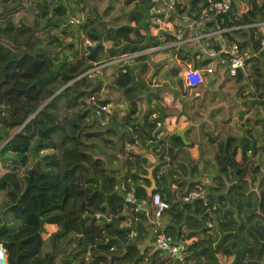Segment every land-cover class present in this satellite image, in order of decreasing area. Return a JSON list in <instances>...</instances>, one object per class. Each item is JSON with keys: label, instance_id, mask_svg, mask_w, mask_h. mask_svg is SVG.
<instances>
[{"label": "trees", "instance_id": "trees-1", "mask_svg": "<svg viewBox=\"0 0 264 264\" xmlns=\"http://www.w3.org/2000/svg\"><path fill=\"white\" fill-rule=\"evenodd\" d=\"M119 1L0 0V244L7 264H264L263 37L255 28H239L264 21V0H233L227 12L210 11L208 0H174L168 16L184 36H196L201 22V35L232 28L219 41L200 39L206 50H220L221 41L249 52L244 68L235 75L225 72L222 80L227 87L249 81L254 89L242 102L249 106L238 113L240 125L226 135L204 133L214 161L200 163L207 171L216 164L212 182L192 159L179 161L193 145H185L178 131L165 128L158 136L163 128L155 127L151 115L158 113L162 122L167 117L164 93L135 80L150 71L157 75L158 67L153 71L145 63L155 53L125 65L124 72L116 70L114 86L106 87L116 86L127 107L113 105L108 125H101L105 113H97V105L110 99L97 98L101 85L82 75L99 64L102 53L109 59L173 38L157 31L150 0H124L120 10ZM72 17L78 23L69 22ZM66 37L72 57L49 56L41 48L57 39L67 47ZM87 41L93 51L84 50ZM193 50L175 53L199 67L204 62ZM172 67L166 74L176 76L181 65ZM178 84L184 88L181 80ZM244 85L237 92L243 99ZM147 99L155 101L153 108L139 116ZM104 147L117 154L125 150L122 170ZM37 156L42 160L35 170L25 173ZM148 168L155 181L151 196ZM198 183L204 197L183 202ZM156 195L169 225L152 222ZM47 225L56 230L49 234ZM155 230L183 245L178 258L154 248Z\"/></svg>", "mask_w": 264, "mask_h": 264}, {"label": "rangeland", "instance_id": "rangeland-1", "mask_svg": "<svg viewBox=\"0 0 264 264\" xmlns=\"http://www.w3.org/2000/svg\"><path fill=\"white\" fill-rule=\"evenodd\" d=\"M124 0H120L118 3H116V9H119L120 6H122L121 4L123 3ZM120 3V4H119ZM98 4H93V7H97ZM120 10V9H119ZM118 10V11H119ZM117 11V12H118ZM70 37H66L65 38V45L67 47H65L62 43L63 41L61 39H57L55 41H53L50 44H47L46 41H44L41 44V48H43L46 52V54H48L49 56H52L53 53H62L63 55H69V57H72V53L73 51L71 49H69L68 47V42L70 41ZM90 41H87L86 43L89 45ZM74 47V46H73ZM76 48H79V51L81 50V45H75ZM85 47V45H84ZM105 47L108 49L109 47H111L110 43L105 44ZM40 49V48H39ZM88 47L84 48V50H87ZM196 48H194L195 50ZM94 50V49H93ZM189 50H193V47L191 45L186 47V51ZM169 52L167 54H162V52L155 54L154 56H152L150 58V60L148 61L150 67V70L157 68L158 72L156 75V79L153 82V75L152 72H147L145 75L141 76L139 75V80H143L145 81V83L148 84V87L150 90L153 91H157V90H162L164 92V89H169L171 92H167L168 94V101H171L173 104L176 102V95L174 92L178 91L179 95H180V99L178 104L180 105V108L182 109V112H184V114L188 117V116H194L192 111L196 110V113L198 114V117L196 119H190L191 120V126H190V130L191 132L187 133V139L189 143H192V145L196 146V147H201L204 148L207 144V137H206V132H213V133H220L221 131H219L218 129V124L221 121H225V115H230V104L228 103L230 98H231V93H227L224 92L223 94L228 97V102L227 99H224V101L222 99H215L216 97V93L214 90H211L209 94L204 93V90H193L192 92H190V94H185L182 89L177 85V82L179 81V78L177 79H167L168 76L170 77H174L171 74L167 76V74H165L169 69L173 68L172 67V61H173V54L175 53L174 50H168ZM83 51H81L82 53ZM83 54H85L83 52ZM106 60H108L107 57V52L102 53L100 55V62L97 65H100V63L105 62ZM264 65H262L261 67H263ZM222 70H225V68L220 67ZM119 70L118 67L116 66H107V67H101V68H97L95 70V73L91 75L90 80L93 82L94 85H101L99 87V91H98V95L97 98L99 99H110V102H108V104L111 105L112 109H115L113 107L114 106H118L120 104L119 108L121 110V107H124L123 109H125L127 107V102L123 99V95L121 93V91H118V89L113 87L112 89H108L106 86L107 85H113L114 86V77L115 75L117 76V71ZM120 71V70H119ZM225 74V72H224ZM223 79L222 74L220 76V82L221 86L220 89L222 90L221 93L224 91V89H229L228 91H230L232 88L233 90L236 92L240 91V87L242 85H244V83H246L243 87L246 88V90L244 91V93H247L244 95L243 99L242 97L236 95V99L234 100L232 98V105L234 107H238L241 108L238 113L242 110H246L248 108V104L244 105L242 104V102L244 101H248L250 99V90H254L253 88H251V85L249 83V81H243V82H235L236 84L232 85V86H224L223 82H221ZM208 84V83H207ZM216 84V85H215ZM214 86H218L217 85V81L216 83H214ZM212 85H209V89H213ZM231 88V89H230ZM251 90V91H252ZM178 95V94H177ZM165 96V94H164ZM257 97V96H255ZM217 98H219V96H217ZM145 101V100H144ZM255 101H259L258 97ZM231 102V101H230ZM171 103V104H172ZM139 103H137L136 105H138ZM142 105L143 101H142ZM195 106V107H194ZM109 109H111V107L108 105ZM191 107V111L189 110V108ZM223 108L227 109V111H223ZM128 109V108H127ZM138 115L141 116L142 112L138 109L137 111ZM238 113L234 114L231 113V115H233V117H229L221 126L222 128V135H226L228 133H233L234 128V124L237 125V122L240 123L242 120H240L238 118ZM252 115L253 118L255 117V112L252 111ZM259 116L260 117H264V106H261L259 108ZM236 117V118H235ZM94 118V117H93ZM190 118V117H189ZM194 118V117H193ZM220 128V126H219ZM185 130H183L182 132H184ZM256 131H261V126L256 127ZM224 139V138H223ZM222 140V139H221ZM187 142H184V144L186 145ZM188 144V143H187ZM128 149H132L131 146H128ZM104 151L106 154L112 153L115 154V156L117 157V160L114 162V165H116L119 169H123L124 165V159H125V150H122L120 153L118 152V154L116 153V151H114L112 148H108V147H104ZM192 148L186 146L185 147V151L183 152V155L178 157L179 161H187L189 159H193L192 156ZM191 157V158H190ZM106 160V159H105ZM107 161V165L110 167H115L113 165V163H111L110 161ZM34 163V162H33ZM32 163V164H33ZM121 171L120 174H122ZM50 227V226H49ZM51 228L47 229L48 233L50 234L51 232H53V230H50Z\"/></svg>", "mask_w": 264, "mask_h": 264}, {"label": "built area", "instance_id": "built-area-1", "mask_svg": "<svg viewBox=\"0 0 264 264\" xmlns=\"http://www.w3.org/2000/svg\"><path fill=\"white\" fill-rule=\"evenodd\" d=\"M209 2V10L210 11H217V12H227L233 3V0H208ZM149 12L153 16V24L156 26L157 31H162L168 35H170L171 39H169L167 42L150 47L148 49L139 50V51H133L128 53H122L119 55H115L110 57L105 62L101 63L100 65H95L91 69H89L87 72H85L82 76L88 75L89 77L95 73V70L97 68L101 67H107V66H116L119 70H122L124 72L125 70L123 67L125 65L133 64L134 62L138 61V59L142 56L151 54V53H159L163 50H174L177 51L179 49L185 50L187 46H189L191 43L195 42L197 39H205L209 40L213 37H219L220 34L227 30L231 29H216L213 31L206 32L199 36H184L183 30L180 28H176V23L169 19V13L173 11L174 8V0H150V6H149ZM71 23H78V19L75 17H72L68 20ZM239 28L242 29H249V28H255L262 34V40H261V49H264V21H258L252 24L243 25ZM89 45H93V43L89 42ZM220 54H223L226 60V66L227 71L229 75H235L238 69H243L245 66V59L249 58V52L248 51H241L239 47L235 44L232 45H225V43H221L220 41V50L215 51ZM147 65H149L148 62L145 61ZM180 64L181 70L178 73L179 80L182 81L184 89H193L197 87L198 85L202 84L204 81L203 72L199 67H195L190 61L182 60L176 53L173 54V61L172 65ZM205 73L211 74L212 69L210 67L205 66ZM81 77V76H80ZM156 79V75H153V82ZM137 82H139V75L136 76L135 79ZM92 102L95 103L94 98H91ZM97 113H105V117L101 121V125H108L109 116L111 114L109 108L107 105H97ZM151 118L155 120L156 125L155 127L163 128V131H159L158 136H161L163 132H165L164 127V121L158 120V113L154 112L151 115ZM123 189L124 187H120ZM205 195V189L203 184L198 183L196 184L191 191H189L186 195L182 197V201L187 203L191 202L192 200L196 198H202ZM128 200L133 201V197L131 194L126 195ZM153 206H154V216L152 218V222L156 223L160 220L163 212L166 209V206L160 199L158 195L154 196L153 198ZM154 233V248L158 250L162 255L170 256L176 258V256L181 254V250L183 245L176 243L172 240L170 236L165 235L162 232H157L156 230ZM0 264H7L6 261V254L5 250L0 244Z\"/></svg>", "mask_w": 264, "mask_h": 264}, {"label": "crops", "instance_id": "crops-1", "mask_svg": "<svg viewBox=\"0 0 264 264\" xmlns=\"http://www.w3.org/2000/svg\"><path fill=\"white\" fill-rule=\"evenodd\" d=\"M203 24H204V22H201L199 24L200 27L196 30V34H197L196 36L201 35L199 33V29L201 27L204 28L203 27ZM219 40H220V38L217 37V41H219ZM194 44H196V45H194ZM190 45L192 47L194 45V47L196 48L195 50H193V51H195V53L197 51L200 53V55L198 56V60H201V61L204 62V64H202L201 66H199V68L201 69V71L204 73V81H203V83L201 85H199L195 89H188V90H186V89H184L182 86H180L178 84L179 81L177 82V85L182 89V91L185 94H187V93L190 94V92H192L193 90L195 91L196 89L197 90H204V93H206V94H209L211 90H214L215 93H216L215 99H222L223 101H224V99H227V102H228V97H226L223 93L224 92L231 93V98H230V100L228 102L230 104V110H229L230 115L229 116L228 115H225V118H226L225 121H226L229 117H233L234 114H237L238 111L241 108H239V110H238V107H234L232 105V98L235 100L236 99V95H237L236 92L233 90V88L232 89L230 88L231 89L230 91H228L229 89H224V91L221 93V91H222L220 89L221 83L219 84V82H220V76L222 74V77L224 78L225 77L224 72H227L226 71L227 66H226L225 57H223L222 54H220L218 52H214L212 49L206 50L204 48L205 47V43H202V40H200V39H197L195 42L191 43ZM205 66L210 67L212 69V73L211 74L205 73V68H206ZM220 67L225 68V70H222ZM167 76H168V74H167ZM172 76H174V75H172ZM177 78H179V77L178 76H174V77L168 76L167 77L168 81H169V79H174L175 80ZM216 81H217V85L218 86H214V83H216ZM209 85L214 86L213 89H209ZM167 92H171V91L169 89H164V92L163 93L165 94V98L163 100V105L165 107V113L167 115V117L164 120V127L167 129V131L169 130V132H172V131H178L179 132V131L185 130L183 132V138L182 139H183L184 142L189 143L188 142V139H187V133L188 132H191V130H190L191 120L190 119H196L198 117V114L196 113V110H195V111H192V113L194 115V116H192V118H191V116H188L187 117L184 114V112H182V109L180 108V105L178 104L179 99H180L179 98L180 95H179L178 91L174 92L175 95H176V97H177L176 102L174 104L171 101H168L169 97H168ZM217 96H219V98H217ZM154 102H155L154 100H150L149 101L148 99L146 101H143V104L144 105H142L141 106V109H139V110L143 113V112H145L148 109H152ZM108 105L111 107L110 104H108ZM118 106H120V104ZM121 108H124V107H121ZM190 109H191V107L189 108V110ZM223 111L225 112V111H227V109L223 108ZM231 113H233V115H231ZM225 121H221L218 124V129L221 132H223L221 126L223 125V123ZM236 122H237V126H239L240 123H238V121H236ZM234 125L236 126V124H234ZM219 126H220V128H219ZM191 148H192V154H191V156L193 158L192 159V162L193 163L195 162V163L198 164V167L200 168L199 171H201L203 174H204V171H206L207 175H205V176H206L207 179H208V176L209 175H212L213 178H214L215 175H217V173H218V168H217L216 164L213 163L212 165L207 166V169L209 170V171H207L206 168H205V166H204V164H202L200 162L202 160H213L214 161V152L215 151L214 150L208 151L206 149V147H204V148L201 149V147H196L194 145ZM213 178H212V180H213ZM160 221H162L164 224L170 222L167 219L166 216H162L160 218ZM177 224H178V222H177ZM49 228H51L50 230H53V231L56 230V227L54 225H47L46 226V229H49Z\"/></svg>", "mask_w": 264, "mask_h": 264}, {"label": "water", "instance_id": "water-1", "mask_svg": "<svg viewBox=\"0 0 264 264\" xmlns=\"http://www.w3.org/2000/svg\"><path fill=\"white\" fill-rule=\"evenodd\" d=\"M88 48H89L91 51H93L94 46H92V45H88ZM178 135H180V136L183 138V132H182V131H179V132H178ZM39 160H42V157H41V156H37V158H36V160L34 161V163L31 165V167H30L29 169H27V170L25 171V173H29V172L35 170V167H36L37 162H38ZM147 170H148L147 178L150 179V181H151L150 186L147 187V193H148L149 196H151V194L153 193V191H154V189H155V181L153 180L152 175H151V170H152V168H148ZM212 178H213L212 175H209V176H208V179L210 180V182H212ZM166 224L169 225L170 222H168V223H166ZM178 257H179V254L176 256V258H178Z\"/></svg>", "mask_w": 264, "mask_h": 264}, {"label": "clouds", "instance_id": "clouds-1", "mask_svg": "<svg viewBox=\"0 0 264 264\" xmlns=\"http://www.w3.org/2000/svg\"><path fill=\"white\" fill-rule=\"evenodd\" d=\"M93 46V45H92ZM186 50V49H185ZM192 64H193V62H191ZM196 67V66H195ZM226 71H227V69H226ZM228 72V71H227ZM229 74V73H228ZM176 76H178V74L176 75ZM203 76H204V73H203ZM201 85V84H200ZM199 86V85H198ZM197 86V87H198ZM104 105H106V104H104ZM107 106H108V104H107ZM109 108V107H108ZM110 110V109H109ZM110 112H111V110H110ZM102 121V120H101Z\"/></svg>", "mask_w": 264, "mask_h": 264}]
</instances>
